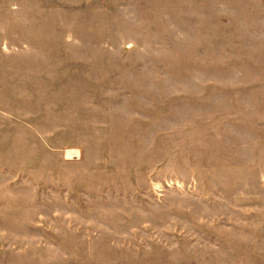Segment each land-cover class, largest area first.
<instances>
[{"label":"rangeland","instance_id":"374dc122","mask_svg":"<svg viewBox=\"0 0 264 264\" xmlns=\"http://www.w3.org/2000/svg\"><path fill=\"white\" fill-rule=\"evenodd\" d=\"M0 264H264V0H0Z\"/></svg>","mask_w":264,"mask_h":264}]
</instances>
